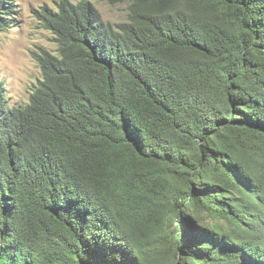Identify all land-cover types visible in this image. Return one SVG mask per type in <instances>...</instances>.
Here are the masks:
<instances>
[{"label": "trees", "instance_id": "trees-1", "mask_svg": "<svg viewBox=\"0 0 264 264\" xmlns=\"http://www.w3.org/2000/svg\"><path fill=\"white\" fill-rule=\"evenodd\" d=\"M43 16L29 99L0 79V264H264V0Z\"/></svg>", "mask_w": 264, "mask_h": 264}, {"label": "rangeland", "instance_id": "rangeland-1", "mask_svg": "<svg viewBox=\"0 0 264 264\" xmlns=\"http://www.w3.org/2000/svg\"><path fill=\"white\" fill-rule=\"evenodd\" d=\"M61 0H17V25L0 31V79L5 80L12 101L28 100L42 77L41 58L59 54L58 36L44 19V7L56 9ZM79 2L80 0H71ZM105 20L119 23L129 18V3L95 1Z\"/></svg>", "mask_w": 264, "mask_h": 264}]
</instances>
